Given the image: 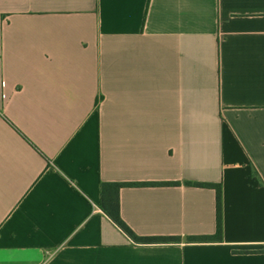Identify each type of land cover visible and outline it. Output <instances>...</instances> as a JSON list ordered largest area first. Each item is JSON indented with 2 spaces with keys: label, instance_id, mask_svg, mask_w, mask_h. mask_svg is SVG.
I'll list each match as a JSON object with an SVG mask.
<instances>
[{
  "label": "crops",
  "instance_id": "0c3cea01",
  "mask_svg": "<svg viewBox=\"0 0 264 264\" xmlns=\"http://www.w3.org/2000/svg\"><path fill=\"white\" fill-rule=\"evenodd\" d=\"M0 264H264V0H0Z\"/></svg>",
  "mask_w": 264,
  "mask_h": 264
},
{
  "label": "trees",
  "instance_id": "16d2710c",
  "mask_svg": "<svg viewBox=\"0 0 264 264\" xmlns=\"http://www.w3.org/2000/svg\"><path fill=\"white\" fill-rule=\"evenodd\" d=\"M177 183H103L101 185V202L102 211L110 220L120 228L129 238L139 244H170L182 242L181 237H140L136 235L123 221L120 214L119 194L124 187H146V186H175ZM200 188L215 190L216 192V213L217 229L214 236L204 237H187L188 243L196 242H221L223 240V188L222 184L211 183H188Z\"/></svg>",
  "mask_w": 264,
  "mask_h": 264
}]
</instances>
